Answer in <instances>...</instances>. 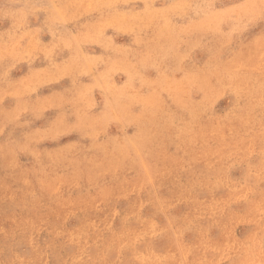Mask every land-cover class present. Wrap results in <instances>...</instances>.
I'll use <instances>...</instances> for the list:
<instances>
[{"label":"rangeland","instance_id":"1","mask_svg":"<svg viewBox=\"0 0 264 264\" xmlns=\"http://www.w3.org/2000/svg\"><path fill=\"white\" fill-rule=\"evenodd\" d=\"M0 264H264V0H0Z\"/></svg>","mask_w":264,"mask_h":264},{"label":"bare ground","instance_id":"2","mask_svg":"<svg viewBox=\"0 0 264 264\" xmlns=\"http://www.w3.org/2000/svg\"><path fill=\"white\" fill-rule=\"evenodd\" d=\"M35 246V245H34ZM37 249V248H36ZM32 253V252H31Z\"/></svg>","mask_w":264,"mask_h":264}]
</instances>
